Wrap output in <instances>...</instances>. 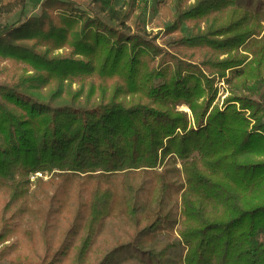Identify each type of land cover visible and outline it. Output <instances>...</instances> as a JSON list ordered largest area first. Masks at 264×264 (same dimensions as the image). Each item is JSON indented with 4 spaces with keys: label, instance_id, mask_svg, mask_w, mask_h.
I'll list each match as a JSON object with an SVG mask.
<instances>
[{
    "label": "trees",
    "instance_id": "1",
    "mask_svg": "<svg viewBox=\"0 0 264 264\" xmlns=\"http://www.w3.org/2000/svg\"><path fill=\"white\" fill-rule=\"evenodd\" d=\"M28 1L0 0V246L30 212L40 173L94 180L74 264H87L95 234L123 217L149 222L141 235L177 227L178 244L149 264L178 245L182 264H264V0L258 11L242 0H175L165 35L176 38L160 44L142 23L147 2L44 0L28 17ZM172 193L179 217L165 213ZM60 256L35 251L26 262Z\"/></svg>",
    "mask_w": 264,
    "mask_h": 264
},
{
    "label": "rangeland",
    "instance_id": "2",
    "mask_svg": "<svg viewBox=\"0 0 264 264\" xmlns=\"http://www.w3.org/2000/svg\"><path fill=\"white\" fill-rule=\"evenodd\" d=\"M43 1L29 0L26 15L39 16ZM125 1L131 2L136 10L145 2L148 3V10L142 23L145 30L152 36L159 34L160 38L157 41L159 44L176 38V36L165 35V31L172 25L166 13L174 12L175 0H117L115 7L117 9L123 7ZM242 3L252 11L260 9L259 0H242ZM5 15L6 13L0 17V24L6 23ZM19 17L20 10H15L9 23H16ZM181 32L190 37L192 29L185 25ZM218 87L220 92L217 103L222 106L226 97L229 96V91L223 82ZM178 109L191 115L187 106H181ZM169 163L171 180L181 185L183 180L180 163L174 164L172 160ZM38 179L42 180V183L38 184ZM118 183L119 180L115 178L113 181L115 187H118ZM32 184L30 212L22 219L14 238L0 246L1 251L4 246L14 243L16 244L15 252L11 258L1 260L0 264H17L14 256L20 257V264H27L26 261L33 257L35 251L37 255L46 258L49 262L56 261L61 255L60 258L63 256L65 258L57 264H74L75 251L79 247L81 237L85 235L83 227L88 215L87 201L94 180L77 177L69 182L59 178L50 181V177L45 174L32 181ZM5 199V193L0 190V210L4 206ZM170 210L173 211V216L179 217L181 214L179 200L175 193H172V199L165 208V213ZM148 226L149 222L138 228L125 217L106 221L93 237L87 253V264H149L152 262L151 252L158 254L167 245L178 244L177 227L172 232L163 222L160 224V231L141 235L142 232L146 233ZM184 255L185 250L178 245L170 251L163 264H182Z\"/></svg>",
    "mask_w": 264,
    "mask_h": 264
},
{
    "label": "built area",
    "instance_id": "3",
    "mask_svg": "<svg viewBox=\"0 0 264 264\" xmlns=\"http://www.w3.org/2000/svg\"><path fill=\"white\" fill-rule=\"evenodd\" d=\"M43 175L38 173V174H35L31 177V180L34 181L36 178H39V177H42Z\"/></svg>",
    "mask_w": 264,
    "mask_h": 264
}]
</instances>
